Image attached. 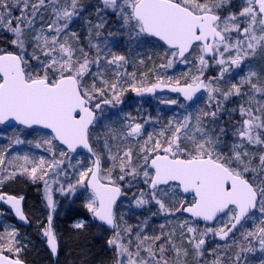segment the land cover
<instances>
[{
  "label": "snow or ice",
  "instance_id": "snow-or-ice-1",
  "mask_svg": "<svg viewBox=\"0 0 264 264\" xmlns=\"http://www.w3.org/2000/svg\"><path fill=\"white\" fill-rule=\"evenodd\" d=\"M0 33V204L30 225L3 189L40 186L54 264L60 203L77 198L110 233L101 264H264V0H0ZM129 92L182 111L112 120ZM30 243L0 223V264H26Z\"/></svg>",
  "mask_w": 264,
  "mask_h": 264
},
{
  "label": "trees",
  "instance_id": "trees-1",
  "mask_svg": "<svg viewBox=\"0 0 264 264\" xmlns=\"http://www.w3.org/2000/svg\"><path fill=\"white\" fill-rule=\"evenodd\" d=\"M114 19V17H113ZM74 27H79V24L74 25ZM9 37L5 33H0V47H4L7 44ZM120 45L117 46L116 51L123 52L125 49ZM153 48H146L145 54L151 52ZM153 61L159 63V55H153ZM146 63H148L146 61ZM148 67H152L151 63H148ZM178 70V68H175ZM130 66L128 71H132ZM137 76H139L141 66L136 65ZM182 71V68L180 69ZM171 71V73H173ZM125 105L123 104L117 108L114 112L118 113L123 110ZM160 108V112L164 117L167 118L169 109L167 105H163ZM107 116L111 117L110 114ZM112 119V118H111ZM113 120V119H112ZM39 185H32L25 183L23 179H17L14 183H9L3 190L13 194H19L25 196V201L23 204L26 214L33 221L32 224L23 226L15 222L14 218L10 213H5L3 217H0V223H6L8 225H15L20 229L21 235L27 236V239L31 242L29 244L28 250L23 254V258L28 264H54L52 258L50 257L47 247L43 243L42 239L37 233L36 221L37 219L43 220L46 212L41 203V195L39 192ZM70 209L66 208L64 210V203H60L59 212L55 218L56 229L61 237V253L59 256V264H101V261H107L111 253L106 245V237L110 233L101 228L95 221L89 217L88 223H86V228L81 231L72 229L71 225L73 223V216L82 214L81 209H77L76 213L71 214ZM143 214H138L137 216L142 217ZM87 216V215H86ZM130 223L135 224L137 222V217L134 218L130 215L126 217ZM158 223V222H156ZM101 233V241L94 244L93 238Z\"/></svg>",
  "mask_w": 264,
  "mask_h": 264
},
{
  "label": "rangeland",
  "instance_id": "rangeland-1",
  "mask_svg": "<svg viewBox=\"0 0 264 264\" xmlns=\"http://www.w3.org/2000/svg\"><path fill=\"white\" fill-rule=\"evenodd\" d=\"M150 48H153V50L151 51V53H154L155 55L158 56L159 53H162L163 49L162 48H157V47H150ZM178 68V70H176L175 68ZM174 69L170 70L168 72L169 75H173V76H177V75H180L184 70H185V66L184 65H181V64H178L177 66H175ZM182 68V71L180 70ZM173 73H171V71H173ZM158 97H162V98H176L177 96H174V95H166V94H163V95H158ZM144 100H148L149 102L152 101L153 99L152 98H136V100L134 101V104H133V108H129V107H126L125 109L121 110L120 112L118 113H115L114 111L116 109H109L106 111V115L107 114H110L111 115V118L115 121H119L120 119L123 118V116L127 113H131L132 116H136L137 115V108L140 107V105L142 104V107H143V110H145L147 113H149V110H148V105L146 104V102L144 103ZM154 100L156 102H154L153 106H156V111H155V116H157V114H159V116H161V112H160V108L162 106V104H160L157 100V98L155 97ZM176 108V106H173ZM146 108V109H144ZM181 112L182 110L179 109ZM153 117H155L154 115H152ZM173 116V113H171L170 111L168 112V115H167V119L172 117ZM0 128H4V126H0ZM5 132H7L8 134H11V129L9 128H4ZM26 133H27V138L28 139H38L40 138L42 135L46 134L47 131H44V130H40V129H35V130H25ZM3 141H0V144H2ZM16 151L17 152H30L36 156H40V155H46L43 151V149H36L34 147H29L27 145H20L16 148ZM83 155V153H82ZM81 200L82 198H80V201H78V198L75 199L74 201H69V200H63L61 202L64 203V210L67 208L70 209V212H72L71 214H75L76 213V210L81 207ZM78 202L80 204H78ZM126 203V202H125ZM121 210L123 211V205H122V208ZM83 213L82 214H79V215H74V221H77V220H80V219H85L86 220V223H88L89 221V217H90V214L86 213V211L82 208ZM0 212H3V213H8L1 205H0ZM141 212H136L134 218L137 217L138 214H140ZM87 215V216H86ZM91 218V217H90ZM155 222H159L158 220L155 221ZM215 246V242H210L209 243V247H214Z\"/></svg>",
  "mask_w": 264,
  "mask_h": 264
},
{
  "label": "flooded vegetation",
  "instance_id": "flooded-vegetation-1",
  "mask_svg": "<svg viewBox=\"0 0 264 264\" xmlns=\"http://www.w3.org/2000/svg\"><path fill=\"white\" fill-rule=\"evenodd\" d=\"M163 94H166V95H171V94H169V93H158V94H156V96H158V95H163ZM133 96L134 94L132 93V92H129V93H127L126 94V96H125V99L128 97V96ZM174 96H177V94L176 95H174ZM133 97H135V98H140L141 99V97H136V96H133ZM152 98L153 100L152 101H148V100H144V103L146 102V104L148 105V110H149V113L151 114V115H154L155 116V111H156V106H153L154 104V102H156L155 100H154V96H151V95H146L145 97H143V98ZM177 98V97H176ZM136 99H134V100H132V101H130V102H128L127 103V105L125 106V107H123V109H125L126 107H129V108H133L134 106H133V104H134V101H135ZM168 106V105H167ZM156 107V108H155ZM144 109H146V108H144ZM168 109H169V111L171 112V113H173V115L175 114V113H177V112H179L180 110L178 109V108H175V107H173V106H168ZM137 116V115H136ZM161 117H163V119L164 120H167V118L166 117H164L163 116V114L161 113ZM78 201H80V198H78ZM78 204H80L79 202H78ZM82 208V207H81ZM140 214H143V213H140ZM130 216H132V217H134L135 215H130Z\"/></svg>",
  "mask_w": 264,
  "mask_h": 264
},
{
  "label": "bare ground",
  "instance_id": "bare-ground-1",
  "mask_svg": "<svg viewBox=\"0 0 264 264\" xmlns=\"http://www.w3.org/2000/svg\"><path fill=\"white\" fill-rule=\"evenodd\" d=\"M133 94H134L133 96H136L135 93H133ZM133 96H132V95H131V96L129 95V96L125 99V102H124V105H125V106L127 105L128 102H130V101L136 99V98L133 97ZM136 97H137V96H136ZM78 209H81V210H82L81 207H79ZM73 220H74V216H73ZM100 237H101V233H98L97 236H94V238H93L94 244H97L98 242L101 241ZM110 256H111V255H110Z\"/></svg>",
  "mask_w": 264,
  "mask_h": 264
},
{
  "label": "water",
  "instance_id": "water-1",
  "mask_svg": "<svg viewBox=\"0 0 264 264\" xmlns=\"http://www.w3.org/2000/svg\"><path fill=\"white\" fill-rule=\"evenodd\" d=\"M164 92L171 93V92H169V91H167V90H164L163 92L158 91L157 93H164ZM1 205H2L7 211H9V212L12 214L11 210H10L6 205H3V204H1ZM12 216H13V218L15 219V222H16L17 224H20V225H23V226H27V225H24V224H22L21 222H19V221L14 217L13 214H12ZM26 264H28V263H26Z\"/></svg>",
  "mask_w": 264,
  "mask_h": 264
}]
</instances>
